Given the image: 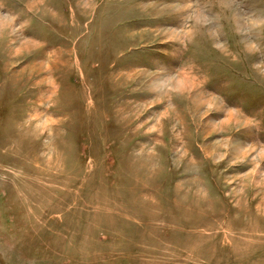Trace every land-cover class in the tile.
<instances>
[{"label":"rangeland","instance_id":"1","mask_svg":"<svg viewBox=\"0 0 264 264\" xmlns=\"http://www.w3.org/2000/svg\"><path fill=\"white\" fill-rule=\"evenodd\" d=\"M0 264H264V0H0Z\"/></svg>","mask_w":264,"mask_h":264}]
</instances>
